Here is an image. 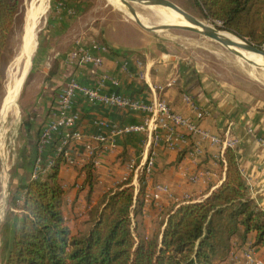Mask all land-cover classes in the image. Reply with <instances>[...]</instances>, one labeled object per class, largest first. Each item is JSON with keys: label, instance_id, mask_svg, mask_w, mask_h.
I'll return each mask as SVG.
<instances>
[{"label": "crops", "instance_id": "1", "mask_svg": "<svg viewBox=\"0 0 264 264\" xmlns=\"http://www.w3.org/2000/svg\"><path fill=\"white\" fill-rule=\"evenodd\" d=\"M72 20L73 18L65 11L61 15L52 17L50 30L46 33L47 39L50 40L48 48L39 51L35 57V79L23 94L10 134L14 138L17 134L24 137L20 171L17 179L11 175V182L16 180L11 185L15 183L18 189V180L22 175L31 174L26 171V167L32 162L36 147H38L36 158L41 156L43 164L50 159L54 160L59 137L56 136L53 142L43 149L41 155L39 138L43 127L55 117L59 107V95L69 80L76 77L80 83L93 87L97 82V75L104 73L118 81L116 86L108 81L105 87L106 93L113 92L143 102L164 101L175 112L187 117H195L192 107L184 100V96H189L200 110L206 112L201 122L204 129L215 135H223L226 131H230L236 136L240 142L234 150L240 170L251 198L264 211V100L249 93H240L237 88L202 75L180 62L142 63L134 57L121 54L116 49H114L116 54L110 52L104 54L101 68L71 64L68 58L70 53L78 46L86 45L81 41L70 43L73 37ZM55 64H57V73L49 76ZM169 84L171 86H168ZM74 111L81 117L77 129L85 135L109 134L96 126L99 121L125 126L140 124L145 118L144 114L107 107L91 102L83 96L76 98ZM26 115H33L31 118L33 130L29 133L22 126ZM156 135L160 137V141L156 142L154 137L151 145L149 137L140 134L113 139L116 148H111L112 140L107 144H95L101 165L98 168L94 166L97 184L90 199H88L89 188L84 186L86 166L90 164V159L83 142L70 145L68 155L73 164L64 162L59 178L65 191L64 216L73 235L77 236L87 229L85 222L89 218L91 209L105 193L126 182L124 179L128 176L136 196L141 190L142 179L145 183L144 191L153 185L162 184L169 187L174 196L170 198L163 195L157 204H144L143 222L147 234L154 231L160 213L166 208L175 204L189 203L196 198L203 199L223 183L227 164L225 152L223 153L220 148L206 145L204 154L194 159L190 156L195 142L194 137L185 135L186 140L179 144L178 150H169L165 143V138L169 135L167 131L159 129ZM148 154L154 155L155 165L153 174L147 179L143 165ZM133 161L136 163L135 172H129L128 165ZM202 171L211 173L207 180L191 182L190 179ZM20 193L21 204L24 188ZM15 207L18 210V206ZM255 240V234H250L243 247H239L237 241H233L231 252L216 264H247L243 253L249 245L254 246L256 258L264 264V242L255 245Z\"/></svg>", "mask_w": 264, "mask_h": 264}, {"label": "trees", "instance_id": "2", "mask_svg": "<svg viewBox=\"0 0 264 264\" xmlns=\"http://www.w3.org/2000/svg\"><path fill=\"white\" fill-rule=\"evenodd\" d=\"M24 1L0 0V92L9 35ZM192 1L204 17L221 23L220 29L258 48L264 45V0ZM56 73L57 64L49 76ZM31 118L26 115L22 121L28 133L33 130ZM34 152L26 167L31 174L18 180L19 188H24L17 207L21 215L4 264H216L231 252L233 241L243 247L255 234V245L264 242V211L250 196L234 149L225 151L223 183L203 199L166 208L151 234L143 222L144 186L141 183L136 196L129 179L99 199L89 212L87 229L77 236L63 211L65 191L59 176L65 153L56 154L50 171L34 180L38 147ZM96 184L90 162L84 182L88 199Z\"/></svg>", "mask_w": 264, "mask_h": 264}, {"label": "rangeland", "instance_id": "3", "mask_svg": "<svg viewBox=\"0 0 264 264\" xmlns=\"http://www.w3.org/2000/svg\"><path fill=\"white\" fill-rule=\"evenodd\" d=\"M33 1L25 0L14 20L3 62L0 92V264H4L3 258L8 250L17 219L21 215L15 206L21 205L20 190L23 187L16 189L15 183L11 185L13 181L16 182V180L11 182V175L18 178L24 137L17 134L14 138L10 134L18 115V105L22 102L23 94L30 83L35 79V57L39 51L47 49L50 43L46 33L51 26L49 20L55 15H61L65 11L73 18L71 44H75L77 41L86 44L97 42L109 49H116L121 54L134 57L142 63L148 61H169L172 63L174 61L177 64L180 62L202 75L237 88L240 93H249L264 100V66L254 64L253 66L252 62L242 60L231 47H226L201 34L185 30L148 32L137 25L129 8L121 1L117 3L111 0H48L47 12L38 24L36 49L31 59L32 65L28 76L24 84L22 83L23 86L20 88L15 107L6 116H3L4 108L7 105V90L14 80L17 60L21 54L26 15ZM169 1L217 32H227L220 29L221 23L204 17L192 0ZM131 5L146 27L164 25L159 16V10L171 12L163 7L138 3H131ZM164 21L166 25L183 26L172 19L166 18ZM67 43L70 44L69 41ZM259 61H261V57ZM6 174L8 175L5 184Z\"/></svg>", "mask_w": 264, "mask_h": 264}, {"label": "built area", "instance_id": "4", "mask_svg": "<svg viewBox=\"0 0 264 264\" xmlns=\"http://www.w3.org/2000/svg\"><path fill=\"white\" fill-rule=\"evenodd\" d=\"M264 51V45L261 47ZM108 48L100 43L91 42L86 45L78 46L68 56L71 64L76 66L88 65L94 69L103 66L104 54L108 53ZM110 81L114 86L118 81L111 79L107 74L97 75L95 86L90 87L80 83L76 77H72L67 85L62 89L58 99V111L55 117L50 120L42 129L39 138V154L43 149L50 145L54 138L59 137V145L56 154L65 153L66 161L73 164L71 157L68 155V148L73 143H84V148L90 162L98 168L100 167L99 154L95 150V144H107L111 141V148H116L115 138L124 137L134 134L146 135L152 141L159 142L160 137L156 135L157 130L163 129L169 134L165 138V143L169 150H178L179 144L185 142V135L195 138L192 145L190 156L198 158L204 154L205 146H216L224 153L227 149H235L239 144V139L226 131L223 135H215L204 129L201 122L204 120L206 112L197 107L189 96H184V100L192 107L195 117H187L175 112L166 102L154 100L152 102H143L129 96L117 93H106V83ZM168 86H171L169 84ZM78 96H83L91 102H97L107 107L118 110L129 111L134 114H144L145 118L140 124H130L119 126L107 121H99L96 126L101 131H107L109 134L85 135L77 129L81 119L80 115L74 111L75 100ZM54 160L50 159L42 163L41 156L36 158L35 167L32 172V179L38 180L44 177L53 166ZM155 159L153 154H148L144 163V173L147 179L151 177L154 171ZM136 163L133 161L128 165L129 172H135ZM209 171H202L193 176L190 180L193 183L206 181L210 176ZM129 177V176H128ZM128 177L124 181L128 180ZM144 182L142 185L144 186ZM166 195L174 198L171 190L166 185L156 184L144 191L143 197L145 203H158L162 196ZM187 204V203H183ZM256 251L253 245H249L243 253L247 264H263L256 258Z\"/></svg>", "mask_w": 264, "mask_h": 264}, {"label": "bare ground", "instance_id": "5", "mask_svg": "<svg viewBox=\"0 0 264 264\" xmlns=\"http://www.w3.org/2000/svg\"><path fill=\"white\" fill-rule=\"evenodd\" d=\"M47 1L48 0H34L32 4L28 8V12L26 15V22H25V30H24V36L22 40V49L21 54L18 57L17 64H16V74L14 76V80L12 81L11 85L8 87L7 90V105L4 108L3 116H6L7 113L15 107V102L17 101V97L20 91V88L22 86L24 77L28 73L30 66H31V59L33 57L34 51L36 49V34L38 29V24L40 23V20L47 12ZM112 2L120 3V0H111ZM153 10V9H152ZM171 11V10H170ZM159 16L161 18V21L164 25H166L164 19H172L174 21L179 22L183 26L192 27L193 24L191 22H188L185 20L182 16L179 14L174 13L173 11L167 12L164 10L158 11ZM156 14V13H155ZM138 18L142 21L141 17L138 14ZM143 23V21H142ZM144 24V23H143ZM218 35L222 39H228L231 41L240 42V38L230 34L228 32H217ZM233 51L238 53L237 55L239 58H242V60L252 62V65H260L264 66V60L261 57V61H259L258 55H254L245 51L237 50L233 47H231ZM30 59V61H29ZM253 65V66H254ZM15 66V65H14ZM253 68V67H252ZM255 68V67H254ZM5 172V171H4ZM5 174V173H4ZM7 175L4 177V183L6 184L7 181Z\"/></svg>", "mask_w": 264, "mask_h": 264}, {"label": "water", "instance_id": "6", "mask_svg": "<svg viewBox=\"0 0 264 264\" xmlns=\"http://www.w3.org/2000/svg\"><path fill=\"white\" fill-rule=\"evenodd\" d=\"M120 1L129 8V10H130L135 22L137 23V25L139 27H141L142 29L148 31V32L155 33L158 31L161 32V31L172 30V29L190 31V32L201 34V35L208 37L212 40H215L218 43H220L226 47H233L237 50H241V51H245L248 53H252L254 55L261 56L264 60V51L261 48H258L256 46L250 44L248 41L243 40L241 38H240V42L231 41L228 39H222L218 35V33L215 29L209 27L208 25H205L198 18L187 13L186 11H184L183 9H181L180 7H178L176 4L172 3L169 0H120ZM131 3H138V4H142V5H148V6H154V7H163V8L169 9V10L173 11L174 13L182 16L188 22H191L193 24V26L192 27H188V26L186 27V26L162 25L160 27H146L142 23V21L138 18V13L134 9V7L131 5ZM31 65H32V62H31ZM27 76H28V73L24 77L23 84H24Z\"/></svg>", "mask_w": 264, "mask_h": 264}]
</instances>
